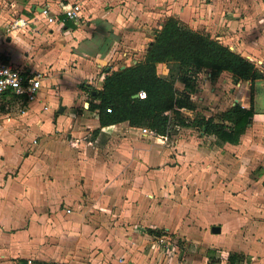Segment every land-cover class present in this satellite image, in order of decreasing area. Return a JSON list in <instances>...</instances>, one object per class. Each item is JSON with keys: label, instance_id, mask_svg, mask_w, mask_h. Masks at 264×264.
<instances>
[{"label": "crops", "instance_id": "obj_1", "mask_svg": "<svg viewBox=\"0 0 264 264\" xmlns=\"http://www.w3.org/2000/svg\"><path fill=\"white\" fill-rule=\"evenodd\" d=\"M73 2L78 22L60 11ZM263 14L260 0H0L1 55L42 73L35 100L0 97V109L19 107L12 117L0 112V264H210L209 250L216 264L229 254L233 264H264ZM19 18L25 25L8 30ZM167 18L227 46L263 77L250 93L226 71L202 73L203 87L198 72L185 88L193 107L180 108L183 123L164 135L126 121L101 127L86 85L99 89L109 63L151 42ZM250 97L236 143L196 123L218 122L234 104L248 109ZM155 232L198 257L149 259Z\"/></svg>", "mask_w": 264, "mask_h": 264}, {"label": "trees", "instance_id": "obj_2", "mask_svg": "<svg viewBox=\"0 0 264 264\" xmlns=\"http://www.w3.org/2000/svg\"><path fill=\"white\" fill-rule=\"evenodd\" d=\"M158 63H165V77L157 75ZM203 69L209 70L211 78L226 71L236 81H248L250 93L252 83L263 77L251 61L227 46L167 18L154 30L141 61L122 69L106 67L101 87L87 89L90 98L87 109L96 112L101 127L126 121L131 127L164 135L171 123H183L180 108L193 107L188 92L195 75ZM174 82L182 84L183 89L176 90ZM139 91L144 92V97L132 98ZM251 104L250 97L248 109L234 104L218 115V122L199 118L196 123L203 126L204 133L214 134L220 141L236 143L251 116ZM106 108L110 111L106 112ZM236 257L229 254L227 264H233Z\"/></svg>", "mask_w": 264, "mask_h": 264}, {"label": "built area", "instance_id": "obj_3", "mask_svg": "<svg viewBox=\"0 0 264 264\" xmlns=\"http://www.w3.org/2000/svg\"><path fill=\"white\" fill-rule=\"evenodd\" d=\"M61 13L67 19L78 22L81 19L80 5L78 3H67L61 6ZM40 16L47 22L52 23L54 16L50 14L46 7H42L39 11ZM25 21L23 19L13 20L8 27L14 29L15 27L24 26ZM42 73L40 72H26L23 69H19L6 61L0 53V97L5 93H11L17 96H23L26 102L35 100L38 89L40 87V80ZM138 98L144 97V92L139 91L137 93ZM106 112L110 110L105 109ZM172 243L167 241L164 235L155 236L150 245L154 255H161L167 253L168 247L171 248ZM30 264V261H28Z\"/></svg>", "mask_w": 264, "mask_h": 264}, {"label": "rangeland", "instance_id": "obj_4", "mask_svg": "<svg viewBox=\"0 0 264 264\" xmlns=\"http://www.w3.org/2000/svg\"><path fill=\"white\" fill-rule=\"evenodd\" d=\"M255 1H257V0H255ZM261 2H262V4H263V6H264V0H260ZM264 15V14H263ZM158 29V28H157ZM155 30V29H154ZM196 31H198V32H202V33H204V31L202 30V29H196ZM146 37L147 38H151L152 37V32H148V34H146ZM148 40V39H147ZM152 40V39H151ZM146 42L147 41H144V42H142V48H140L138 51H130V53H128L127 51H125L126 53H127V58L125 59V61H119V62H117L116 64H115V66H118V65H129V64H131L132 63V61H141L142 60V58H143V55H144V52L142 51V50H144L145 48V45H147L146 44ZM115 62V61H114ZM114 62H110L109 63V65H111L113 68L115 67L114 66ZM163 64H165V63H163ZM166 67H164L163 65H161V67H159V66H156L155 67V71H156V73L158 74V75H160V73L161 72H163L164 71V69H165ZM166 71H167V68H166ZM209 70L208 69H206V70H201L200 71V73H201V79H199L198 81L202 84V86L204 87V84H203V82L201 81L202 80V73H207ZM167 74V73H166ZM166 76V75H165ZM165 76H163V77H165ZM97 80V77H96V79H94L93 80V82H95ZM175 83V82H174ZM87 86V88H95L94 86H90V85H86ZM175 88H176V90H180L181 88H182V86H181V84L180 83H178V82H176L175 83ZM211 86H213V82H209V83H207V85L205 86V88H206V90H208V88L209 87H211ZM198 95L196 94V97H197ZM86 100V99H85ZM86 102H88V100L86 101ZM195 102H197V101H195ZM204 102H206V101H204ZM207 106V105H206ZM206 106H204V107H200V105H198V108L200 109V110H202V109H207L208 110V108H206ZM217 108H221V107H217ZM219 111H221V110H217V112H219ZM0 112L2 113L3 112V115L5 114V113H7L6 115H7V117L9 116V117H12V113H18L19 112V107H16V106H11V107H7V108H4V107H2V109H0ZM45 112V111H44ZM48 112V109L46 110V113ZM21 113V112H20ZM2 114L0 115V121H2V119L3 118H5L6 116H3ZM165 236V235H164ZM166 237V236H165ZM167 239V241H169V242H171L172 243V246H171V248H169L168 247V249H167V253L165 252L164 254H161V255H159V258H160V260L161 259H163L164 257H168V256H170V255H172V257H174L175 256V254H176V256H177V260L181 257V259L184 257V255H182L184 252L186 253V252H189V254H190V257L192 258V259H194L195 257H198V253H195L193 250H189V249H186V250H184L183 248H182V241H180V244H177V247L175 246V243H174V238L172 237V239H170V238H166ZM173 241V242H172ZM178 241H179V239H178ZM176 242H177V239H176ZM201 253L203 252H205V249H203V251H200ZM208 252H211V256H210V258H211V262H210V264H216V261L217 260H219L217 257H215V254H216V252H215V250H209ZM150 254H149V256H148V258L150 259L153 255H154V253H153V250H150V252H149ZM152 253H153V255H152ZM220 252H218V254H219ZM262 254H264V251L262 252ZM154 257H158L157 255H155ZM220 258V257H219ZM155 260V258H153V261ZM162 261V260H161ZM218 262V261H217ZM164 263V260L160 263V264H163ZM237 264V263H236Z\"/></svg>", "mask_w": 264, "mask_h": 264}, {"label": "water", "instance_id": "obj_5", "mask_svg": "<svg viewBox=\"0 0 264 264\" xmlns=\"http://www.w3.org/2000/svg\"><path fill=\"white\" fill-rule=\"evenodd\" d=\"M167 60H170V58H168ZM124 66H121L120 67V69H122ZM137 97V95L136 94H134V95H132V98H136ZM210 230H211V232H218V230H219V228L217 227V226H212L211 228H210Z\"/></svg>", "mask_w": 264, "mask_h": 264}]
</instances>
